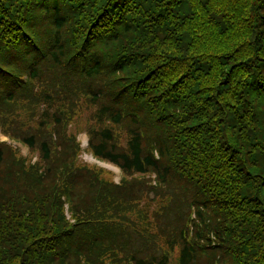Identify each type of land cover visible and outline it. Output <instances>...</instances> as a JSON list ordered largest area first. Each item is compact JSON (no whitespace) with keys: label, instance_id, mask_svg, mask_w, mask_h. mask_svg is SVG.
<instances>
[{"label":"trees","instance_id":"1","mask_svg":"<svg viewBox=\"0 0 264 264\" xmlns=\"http://www.w3.org/2000/svg\"><path fill=\"white\" fill-rule=\"evenodd\" d=\"M82 107L121 177L0 145V264H264V0H0L1 119Z\"/></svg>","mask_w":264,"mask_h":264},{"label":"rangeland","instance_id":"2","mask_svg":"<svg viewBox=\"0 0 264 264\" xmlns=\"http://www.w3.org/2000/svg\"><path fill=\"white\" fill-rule=\"evenodd\" d=\"M71 111H74L75 114L69 121L68 118ZM88 111L89 110L87 107H82L79 112L72 108L66 109V119L63 121L61 126L57 127L53 124H50L47 126V128H41L37 134H34L37 141L35 140L33 148H29L24 145L21 142L20 137L23 133L31 134L34 127L36 126V121L31 120L27 124H22V130H20L16 127L17 121L14 120L16 115L12 114L10 111H6L5 118L1 119L0 117V130L3 132L2 133L0 131V145L4 147L8 158L14 154L16 158L21 160L19 174H29L30 172H33V174H52L54 168L53 161H57L58 158L68 161L69 157H64V154H70L73 144H76L79 150L76 158V164L86 166V168H88V170L85 171V174H94L95 170H97L98 173L101 172V177L103 175L106 178H110L113 183H117L122 174L120 170L116 166L106 161L94 158L90 153L88 148V136L85 130V119L87 120ZM18 117L22 121L26 119L27 113L24 110L23 112L20 111ZM2 126L6 127L5 131L2 129ZM41 140H45L47 142L46 148L47 151H49L48 160L42 159L41 152L37 147L41 143L38 141ZM51 142L53 145H50ZM58 152H62V154L59 155ZM102 163L108 164L109 167H104ZM35 166H37V171L33 170ZM67 167L68 165L65 168L62 165V169L64 171L67 170ZM34 177L35 175L31 179H34ZM44 189L50 193L51 186L47 185L44 187ZM64 190L65 188L63 186H59L56 189V192H62ZM57 196L58 193L51 194V197L56 198ZM65 208L66 205H64L63 210H65ZM212 242L213 241H210L211 244ZM176 256L177 252L174 249L169 255V264H176Z\"/></svg>","mask_w":264,"mask_h":264},{"label":"bare ground","instance_id":"3","mask_svg":"<svg viewBox=\"0 0 264 264\" xmlns=\"http://www.w3.org/2000/svg\"><path fill=\"white\" fill-rule=\"evenodd\" d=\"M100 165H101V164H100ZM102 165H103L104 167H109L108 164H104V163H102Z\"/></svg>","mask_w":264,"mask_h":264}]
</instances>
